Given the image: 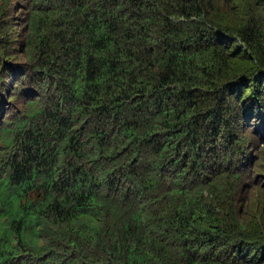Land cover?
Wrapping results in <instances>:
<instances>
[{"label":"trees","instance_id":"1","mask_svg":"<svg viewBox=\"0 0 264 264\" xmlns=\"http://www.w3.org/2000/svg\"><path fill=\"white\" fill-rule=\"evenodd\" d=\"M16 2L0 264H264V0Z\"/></svg>","mask_w":264,"mask_h":264},{"label":"rangeland","instance_id":"2","mask_svg":"<svg viewBox=\"0 0 264 264\" xmlns=\"http://www.w3.org/2000/svg\"><path fill=\"white\" fill-rule=\"evenodd\" d=\"M15 0H11V6L13 5ZM20 1L22 0H17L16 3H19ZM15 8L14 9H11L10 8V15H15V17H18L19 16V13H21V11L23 10V7H19L17 4H15ZM254 193H257V192H254Z\"/></svg>","mask_w":264,"mask_h":264},{"label":"bare ground","instance_id":"3","mask_svg":"<svg viewBox=\"0 0 264 264\" xmlns=\"http://www.w3.org/2000/svg\"><path fill=\"white\" fill-rule=\"evenodd\" d=\"M244 23V22H243ZM250 92V91H249ZM245 99V98H244ZM225 110V109H224ZM222 123V122H221Z\"/></svg>","mask_w":264,"mask_h":264}]
</instances>
